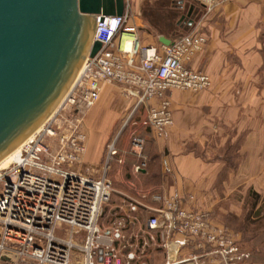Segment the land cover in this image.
<instances>
[{
    "label": "built area",
    "instance_id": "1",
    "mask_svg": "<svg viewBox=\"0 0 264 264\" xmlns=\"http://www.w3.org/2000/svg\"><path fill=\"white\" fill-rule=\"evenodd\" d=\"M124 1L121 16H97L94 40L100 49L85 60L55 112L21 144L14 161L0 170V264H134L150 244H157L158 232L167 252L165 264L183 263L177 262L178 254L196 237L225 243L220 230L208 227L204 214L178 208L165 194H148L154 206L129 199L125 219L107 227L100 224L115 192L108 176L118 157L115 142L107 146L101 175L94 176L82 164L88 142L85 119L103 87L121 86L125 96L136 98V107L146 105V117L134 125L148 128L160 139L173 125L168 92L197 93L211 87L207 75L188 67L205 46L202 34L190 32L159 48L142 45L135 29L128 27L129 0ZM192 1L210 13L229 0ZM127 35L132 36L130 50L122 47ZM143 147V137L133 134L130 153L140 159L135 172L146 165ZM139 208L148 217L144 230L132 235L129 244L126 234L138 221L133 214ZM58 229L64 237L56 235ZM175 232L181 238L169 242ZM191 261L199 264L196 257Z\"/></svg>",
    "mask_w": 264,
    "mask_h": 264
},
{
    "label": "crops",
    "instance_id": "2",
    "mask_svg": "<svg viewBox=\"0 0 264 264\" xmlns=\"http://www.w3.org/2000/svg\"><path fill=\"white\" fill-rule=\"evenodd\" d=\"M130 1L136 2L133 11L138 12L143 0ZM176 5L179 19L193 7L192 25L179 23L178 19L177 26H186L189 33L197 32L206 38L203 50L188 67L207 75L211 87L197 93L168 92L173 125L158 140L161 182L134 190L165 194L175 200L178 208L205 212L223 225L228 213L243 216L250 195H264V121H259V115L264 116V0H229L210 13L192 0ZM167 17L156 13V19ZM140 19L139 27H135L134 17L128 27L135 29L142 45L159 48L160 37L176 40L170 26ZM136 101L125 96L121 86L103 87L86 117L92 131L85 155L88 165L97 168L103 162L105 141L123 118L136 114L140 122L146 117V105L136 107ZM139 129L143 136L151 134L148 128ZM228 140L237 143L235 171L200 154H208L209 149L222 147ZM113 141L118 157H122L127 143L117 137ZM117 158L112 160V169L118 168ZM145 203L155 205L149 197ZM100 224L104 225L102 221ZM137 224L138 221L131 226ZM174 237L172 241L181 238L180 234Z\"/></svg>",
    "mask_w": 264,
    "mask_h": 264
},
{
    "label": "water",
    "instance_id": "3",
    "mask_svg": "<svg viewBox=\"0 0 264 264\" xmlns=\"http://www.w3.org/2000/svg\"><path fill=\"white\" fill-rule=\"evenodd\" d=\"M124 9V0H0V162L55 112L100 49L97 16ZM192 10L179 23L191 26Z\"/></svg>",
    "mask_w": 264,
    "mask_h": 264
},
{
    "label": "rangeland",
    "instance_id": "4",
    "mask_svg": "<svg viewBox=\"0 0 264 264\" xmlns=\"http://www.w3.org/2000/svg\"><path fill=\"white\" fill-rule=\"evenodd\" d=\"M177 2L179 1L143 0L137 12L133 11L134 7L136 6V2L129 0V17L130 19H132V17L135 18V27H139L142 24L140 18H143L146 23L148 21L151 23H155L157 21L161 26L164 25L167 27L168 25L170 26V32L173 33L172 36L175 39H178L189 33V31L188 28L186 29V26H184L182 29L177 26L180 15L179 8H177L176 5ZM156 13L168 17L165 19H156ZM262 74H264L263 71H261V75ZM137 120L136 114L130 116L129 118H123L122 122H119L115 125L114 129L108 135L105 141V153L107 146L112 142L114 137H117V140L119 139L127 143L126 150L124 153H122V157L117 158V160L121 159L122 163L116 162L118 168L114 167L112 169L111 166L109 170L110 173L108 172L110 175L109 178L113 182L115 192L113 193L110 204H108L103 210L101 221L104 223L105 227L110 226L117 219H125L126 215L124 214L125 212H128L127 203H129V199L141 200L144 203L146 202V198L148 199L149 197L147 194L149 190L134 189L154 187L158 185L159 182H161L160 179L154 178V180L147 178L146 169H150V166L154 171H159V165L158 169L155 170L157 163L152 162L150 165L149 159L151 156L157 153L158 140L160 141L162 138H156L152 133L145 134V136L140 134L141 131L139 128L141 126L134 125V122L139 124ZM259 121H264L263 115H259ZM85 128L88 134V149L92 131L87 125L86 119ZM133 134H139L144 140L142 155L145 159L146 165L142 170H146L145 172L134 171V166L139 163L140 159L130 153V140ZM236 144V142L228 140L224 146L213 148L212 151L209 149L210 152L208 154H205L204 152H201L200 154L203 157L207 156L211 162L224 163L227 170L235 171L238 167ZM207 150L208 149H206L205 152ZM105 155L106 154H103V162L97 168L88 165L84 158L82 168L88 169L89 172L94 176L101 175L103 171ZM143 195L146 196L145 199H142ZM258 203L260 204L259 207H257ZM145 204L147 206H154L150 205L149 203ZM195 212L202 213L206 216L207 224L211 231L220 230V232H222V237L226 239L224 241L225 243H209L196 237L193 240H190L187 245L180 250L177 257V262L183 261V263L180 264H193L191 259L196 257L199 264H264V195L261 194L260 196H256L255 193L250 195L247 205L245 204L243 216L240 218L236 217V215L233 213H228L226 221L223 225L214 221L210 214L200 211ZM133 215L138 220V224L132 226L131 231L126 234V240L128 243H133L134 239L132 235L140 233V231L144 230V225L148 217V213L144 208H139ZM155 234L158 237L157 244H150L146 250L145 256L134 264L166 263L168 259L166 249L162 247V243L160 242L159 238V232ZM176 234V232L170 234L168 238L169 242L175 238L174 236H176ZM56 235L59 237H64V233L60 229L56 231ZM189 245L192 247H188ZM123 258L124 257L122 254L121 262L123 261Z\"/></svg>",
    "mask_w": 264,
    "mask_h": 264
},
{
    "label": "bare ground",
    "instance_id": "5",
    "mask_svg": "<svg viewBox=\"0 0 264 264\" xmlns=\"http://www.w3.org/2000/svg\"><path fill=\"white\" fill-rule=\"evenodd\" d=\"M126 37V43H123L122 44V47L124 48V49H126V50H130V48H131V45H132V36H129V35H127V36H125ZM37 132V131H36ZM35 132V133H36ZM35 133L33 134V135H31L28 139H30V138H32L34 135H35ZM27 139V140H28ZM26 140V141H27ZM21 146V145H20ZM20 146L17 148V149H15L12 153H10L6 158H4L1 162H0V170H3V169H5L7 166H9L13 161H14V159H15V156H16V154H17V152L19 151V149H20Z\"/></svg>",
    "mask_w": 264,
    "mask_h": 264
},
{
    "label": "trees",
    "instance_id": "6",
    "mask_svg": "<svg viewBox=\"0 0 264 264\" xmlns=\"http://www.w3.org/2000/svg\"><path fill=\"white\" fill-rule=\"evenodd\" d=\"M160 158H161V156H160V154H155V155H153V156H151L150 157V159H149V164L151 165V163L153 162H155V163H157L156 164V167H155V170L156 169H158V165H160ZM147 165H148V163H147ZM149 168L150 169H146L147 170V178H149V179H160V174H159V171L157 170V171H154L153 170V168H151L150 166H149ZM145 170V171H146ZM149 170V171H148ZM154 179V180H155ZM157 181V180H156Z\"/></svg>",
    "mask_w": 264,
    "mask_h": 264
}]
</instances>
